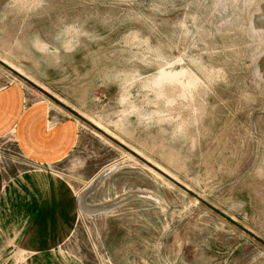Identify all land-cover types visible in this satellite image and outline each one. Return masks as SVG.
Returning a JSON list of instances; mask_svg holds the SVG:
<instances>
[{
	"label": "rangeland",
	"instance_id": "374dc122",
	"mask_svg": "<svg viewBox=\"0 0 264 264\" xmlns=\"http://www.w3.org/2000/svg\"><path fill=\"white\" fill-rule=\"evenodd\" d=\"M0 60L264 242V0H0ZM12 83L49 130L77 131L55 164L1 137L0 190L44 173L78 207L53 258L16 245L10 264H264L256 240L0 66Z\"/></svg>",
	"mask_w": 264,
	"mask_h": 264
},
{
	"label": "crops",
	"instance_id": "0c3cea01",
	"mask_svg": "<svg viewBox=\"0 0 264 264\" xmlns=\"http://www.w3.org/2000/svg\"><path fill=\"white\" fill-rule=\"evenodd\" d=\"M21 96L14 83L0 88V138L13 132L17 147L32 163L60 162L73 148L77 123H53L49 130L48 108L40 102L23 108ZM77 207L73 191L58 177L27 171L7 184L0 190V264L17 257L16 245L32 252L33 260L53 258L54 248L73 227ZM81 207L92 211L82 201Z\"/></svg>",
	"mask_w": 264,
	"mask_h": 264
},
{
	"label": "water",
	"instance_id": "95a60500",
	"mask_svg": "<svg viewBox=\"0 0 264 264\" xmlns=\"http://www.w3.org/2000/svg\"><path fill=\"white\" fill-rule=\"evenodd\" d=\"M0 66L2 68H4L5 70H7L9 73H11L14 77H16L17 79H19L20 81H22L23 83H25L26 85H28L29 87H31L32 89L36 90L37 92H39L40 94H42L44 97L48 98L50 101L56 103L64 111L68 112L70 115H72L78 121L82 122L84 125H86L91 130H93L95 133H97L99 136H101L102 138H104L105 140H107L108 142H110L111 144H113L114 146H116L117 148H119L122 151H124L125 153H127L129 156H131L132 158H134L135 160H137L139 163H141L142 165H144L145 167H147L148 169H150L151 171H153L154 173H156L158 176H160L161 178H163L164 180H166L168 183H170L171 185H173L176 188L180 189L181 191L189 194L190 196H192L196 201H198L202 205L210 208L212 211L216 212L217 214L221 215L223 218H225L228 221H230L240 231L246 233L247 235H249L251 238H253L254 240H256L260 245H262L264 247V242L261 239H259L255 235L251 234L245 228L237 225L231 219H229L226 216L222 215L220 212H218L217 210H215L212 206H210L208 203H206L205 201H203L201 198H199L198 196H196L193 193H191L186 187H184L183 185H181L175 179H173L172 177H170L169 175H167L166 173H164L163 171H161L160 169H158L157 167H155L154 165H152L150 162H148L143 157L139 156L137 153H135L131 149L127 148L125 145H123L120 141H118L117 139H115L113 136H111L110 134H108L104 130L100 129L99 127H97L96 125H94L93 123H91L90 121H88L87 119H85L84 117H82L81 115H79V114L75 113L74 111H72L71 109L67 108L65 105L61 104L55 98H53L52 96H50L49 94H47L45 91H43L41 88H39L32 81L28 80L25 76H23V75L17 73L16 71H14L11 67H9L7 64H5L4 62H2L1 60H0Z\"/></svg>",
	"mask_w": 264,
	"mask_h": 264
},
{
	"label": "bare ground",
	"instance_id": "6f19581e",
	"mask_svg": "<svg viewBox=\"0 0 264 264\" xmlns=\"http://www.w3.org/2000/svg\"><path fill=\"white\" fill-rule=\"evenodd\" d=\"M2 61V60H1ZM2 62H4V61H2ZM5 63V62H4ZM5 64H7V63H5ZM8 65V64H7ZM9 67H11L10 65H8ZM12 68V67H11ZM14 71H16L14 68H12ZM17 73H19L18 71H16ZM20 74V73H19ZM22 75V74H21ZM86 119V118H85ZM88 120V119H87ZM88 121H90V120H88ZM91 122V121H90ZM91 123H93V122H91ZM94 124V123H93ZM94 125H96V124H94ZM97 126V125H96ZM98 127V126H97ZM100 128V127H99ZM101 129V128H100ZM103 130V129H102ZM105 131V130H104ZM106 132V131H105ZM108 133V132H107ZM116 139V138H115ZM136 153V152H135Z\"/></svg>",
	"mask_w": 264,
	"mask_h": 264
}]
</instances>
